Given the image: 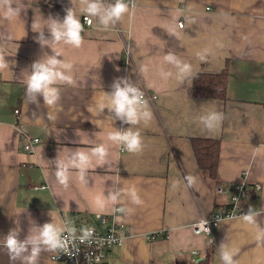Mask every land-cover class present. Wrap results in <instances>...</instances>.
Listing matches in <instances>:
<instances>
[{"label": "crops", "instance_id": "0c3cea01", "mask_svg": "<svg viewBox=\"0 0 264 264\" xmlns=\"http://www.w3.org/2000/svg\"><path fill=\"white\" fill-rule=\"evenodd\" d=\"M15 2L21 5L15 20L5 19L0 10V55L8 64L0 71V264H10L2 246L9 230L18 226L21 240L29 234L30 221L42 226L53 220L79 230L98 224L97 214L107 215L123 237L121 245L108 250V264H193L207 251L211 264H222L221 242L237 250L238 264H264V243L239 217L221 220L213 241L207 233L192 231L200 215L210 217L224 202L214 196V184L240 180L261 186L250 204L261 210L257 219L264 227V148L254 152L264 145V0H133L131 15L108 29L96 18L92 25L83 21L80 0ZM69 7L81 19L84 42L78 49L56 46L59 58L73 65L74 83L59 85L57 119L49 121L42 97L38 105L26 98L24 80L34 61L52 54L36 42L37 32L49 17L62 20ZM205 49L207 60L201 61L197 53ZM169 51L192 65L190 78H161V70L176 72L163 60ZM141 65L147 71L141 72ZM225 67L226 98L193 96L194 74ZM125 76L144 92L153 113L148 125L134 127L144 144L136 154L108 140L115 128L130 125L106 119L107 109L99 117L88 111L103 91H111L114 79ZM203 105L224 113L218 134L210 136L196 122ZM19 126L39 138L33 151L23 148ZM197 136L221 142L215 179L198 168L190 142ZM99 144L108 148V165L97 166L93 158L88 184L79 181L75 169L67 188L56 181L55 159H66L70 149L90 152ZM187 175L197 178L191 188ZM113 186H134L143 203L135 205L122 195L118 203L105 200L100 209L96 197H106ZM50 257L51 252H42L37 264H71Z\"/></svg>", "mask_w": 264, "mask_h": 264}, {"label": "clouds", "instance_id": "9594fccd", "mask_svg": "<svg viewBox=\"0 0 264 264\" xmlns=\"http://www.w3.org/2000/svg\"><path fill=\"white\" fill-rule=\"evenodd\" d=\"M72 3V0H71ZM81 11L85 14L84 19L88 25H92L93 18L98 19L99 25L104 29L116 26L125 15H131V9L135 7L134 3L126 0H115L114 3H106V0H80ZM0 10L5 19L15 20L21 13V5L16 4L15 0H0ZM66 15L62 20L49 17L45 20V26L37 33L36 42L41 49L48 47L52 50L49 55L46 52L42 57L31 64L30 71L25 77L26 86L25 95L29 102L39 104L38 97H42L43 104L49 109L47 119L55 121L57 119L58 105L61 99V84H73L74 79L70 74L73 65L60 59L62 54L56 50L60 44L69 45L73 48H80L84 42L82 35L84 26L81 19L75 14L73 7L65 9ZM183 28V23L180 24ZM47 28V35L44 29ZM175 35V33H169ZM222 46V45H218ZM208 49L197 53L201 61H206ZM163 60L176 69L175 74L171 71H160L162 79L172 78L184 80L192 76V65L182 62L173 52L169 51L164 55ZM8 67L4 57L0 55V71ZM119 71V68L116 69ZM26 71V70H24ZM23 71V72H24ZM147 71L144 65H141V72ZM22 72V73H23ZM107 109L109 115L106 119L114 122L119 120L122 124L130 125L127 129H114L108 134V140L115 144L123 146L129 153H141L144 148L140 131L134 130V127L143 123L148 125L153 119V113L149 108L148 101L145 99L144 92L133 83L127 76L114 79L111 84V91L102 93L100 99L94 106H90L88 111L96 116H100ZM225 115L222 111L214 108L201 106L200 114L195 118L201 130L210 136L218 134ZM264 145L254 148V152H259ZM108 148L104 144H99L91 149L90 152L81 149H70L66 159H55V178L56 181L67 188L70 180V170L75 169L78 172V179L83 184H88V171L93 166V158L96 165L103 167L108 165ZM187 187L191 188L197 183V178L192 175L185 177ZM127 196L135 205L143 203L138 190L133 186L128 189H121L116 186L108 189V195L98 196L95 199V205L100 209L105 206V200L118 203L121 196ZM125 211V209H121ZM131 212L132 209H127ZM262 214L252 206H249L246 213L238 219L251 226L255 230V239L257 242L264 243V227L258 222V217ZM51 216V213H49ZM32 226L29 234L23 240L20 239V228L17 226L9 230L3 237L2 246L7 251L10 264L19 261L20 264H37L42 252L64 253L71 256L70 248L75 247V241L79 240L81 244L91 245L95 229L82 227L79 235L74 226L68 224L58 225L53 220L46 222L42 226H36L34 221H30ZM206 220L200 222V229L208 232L205 227ZM67 233V235H65ZM71 246V247H70ZM219 258L222 264H238L235 259L237 250L229 247L225 242H221L218 247Z\"/></svg>", "mask_w": 264, "mask_h": 264}, {"label": "built area", "instance_id": "2783aa9c", "mask_svg": "<svg viewBox=\"0 0 264 264\" xmlns=\"http://www.w3.org/2000/svg\"><path fill=\"white\" fill-rule=\"evenodd\" d=\"M115 2V0H113ZM126 2L133 3V0H126ZM85 16V15H84ZM83 16V21H85ZM87 24V22L85 21ZM179 22L178 25L180 27ZM145 96V95H144ZM15 112H18L17 110ZM19 126V138L23 148L26 151H33L36 143L39 142V138L32 137L23 131ZM261 186L257 183L249 184L246 180H240L233 184L216 183L213 186V194L216 198H223L225 202L221 204L219 209L215 211L210 217L200 215L198 220L193 223L192 231L194 233H207L209 234L210 241H213V229L223 219H230L240 217L246 213L250 204V199L253 193H257ZM98 224H86L85 226L94 228L93 242L91 245L81 244L79 240L75 241V247L79 249L70 248L72 255H66L64 253H51V259L57 261H66L71 264H108L107 256L108 250L115 245H121L123 237L117 232V225L109 221V217L104 214L96 215ZM206 220L205 227L209 228L208 232L202 231L199 227L200 222ZM80 229L77 230L79 235ZM67 235V233H65ZM71 247V246H70Z\"/></svg>", "mask_w": 264, "mask_h": 264}, {"label": "trees", "instance_id": "16d2710c", "mask_svg": "<svg viewBox=\"0 0 264 264\" xmlns=\"http://www.w3.org/2000/svg\"><path fill=\"white\" fill-rule=\"evenodd\" d=\"M227 75V67L216 73L201 72L194 74L192 80L193 96L214 99L226 98ZM190 142L198 168L208 178L215 179L221 145L219 138L197 136L191 137ZM223 200L225 202V199ZM220 206L221 204L218 207ZM193 264H211V252L207 251L202 258L198 261L195 260Z\"/></svg>", "mask_w": 264, "mask_h": 264}]
</instances>
